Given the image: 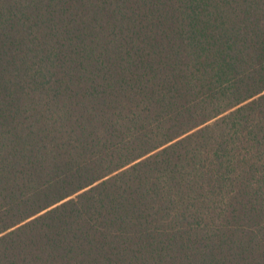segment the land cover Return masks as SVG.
I'll return each mask as SVG.
<instances>
[{
	"label": "trees",
	"instance_id": "trees-1",
	"mask_svg": "<svg viewBox=\"0 0 264 264\" xmlns=\"http://www.w3.org/2000/svg\"><path fill=\"white\" fill-rule=\"evenodd\" d=\"M0 264H264V0H0Z\"/></svg>",
	"mask_w": 264,
	"mask_h": 264
}]
</instances>
